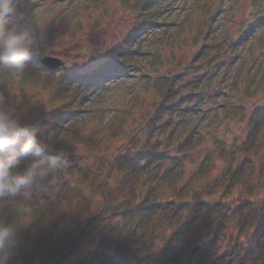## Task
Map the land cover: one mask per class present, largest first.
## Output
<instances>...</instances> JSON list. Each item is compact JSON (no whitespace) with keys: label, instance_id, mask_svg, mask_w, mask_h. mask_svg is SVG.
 <instances>
[{"label":"trees","instance_id":"16d2710c","mask_svg":"<svg viewBox=\"0 0 264 264\" xmlns=\"http://www.w3.org/2000/svg\"><path fill=\"white\" fill-rule=\"evenodd\" d=\"M171 1L127 0L129 15L134 17L130 32L118 46L95 58V64L101 63L89 74L65 67L45 69L37 61L45 52L44 45L38 56L26 62L19 78L0 66V94L23 110L21 122L36 130L37 147L39 141L50 142L65 151L67 160L52 179L51 183H62L46 206L39 204L34 193L18 197L22 199V214L28 211L31 218L9 264H67L77 253L81 238L88 242L90 251L69 264H150L163 242L165 264H264V105L248 115L240 141L213 151L225 161L220 176L208 180L204 175L199 184L195 180L179 186L184 174L181 159L199 144L200 136L195 125L182 139L176 136L177 129L187 114L200 109L202 76L189 80L193 86L185 94L177 87L183 74L177 73L180 78L151 77L142 66L146 54L141 52L145 48L140 39L151 33L149 27H163L159 18ZM260 7L258 12H264V6ZM204 31H199L203 39L196 58L209 46L206 36L211 28ZM57 35L62 37L64 30ZM215 52L225 54L220 49ZM185 70L182 73H188L189 68ZM136 75L157 86L156 98L146 111L138 118L134 111H122L123 117L115 125L112 120L107 126L85 132L84 119L100 114L88 106L89 96L119 77L132 79ZM263 89L258 83L245 93L254 95ZM240 101L246 102L245 97ZM122 138L123 147L112 158L102 157ZM83 146L92 157H101L94 166L73 168ZM55 157L53 151L41 148L37 154L34 149L18 156V167L23 170L40 159L49 164ZM237 191L245 197L232 206L229 199ZM193 206L202 213L172 253L169 246L173 239L164 233L175 235L174 228ZM229 215L235 222L230 244L226 235ZM4 218L10 221L12 217ZM195 247L198 250L193 252Z\"/></svg>","mask_w":264,"mask_h":264},{"label":"rangeland","instance_id":"374dc122","mask_svg":"<svg viewBox=\"0 0 264 264\" xmlns=\"http://www.w3.org/2000/svg\"><path fill=\"white\" fill-rule=\"evenodd\" d=\"M261 4L264 6V0H172L168 10L162 11L159 18L163 27H149L148 32L151 33L140 38L145 48L141 52L146 54L143 57L146 62L142 66L151 77L171 75L180 78L177 73L183 74L182 79L177 81V87L181 94H185L193 86L189 80L196 75L202 76L200 109L187 114L177 129L176 136L182 139L186 131L195 125L200 136L199 144L181 159L184 174L179 186L195 180L199 184L204 175L208 180L220 176L225 161L216 157L213 151L217 146L224 144L227 147L240 141L246 132L248 115L256 106L264 105V89L257 90L254 95L245 93L247 88L253 90L258 83L264 85V17L260 18L264 12H258ZM19 11L26 16L34 15L42 38L47 36L43 40L46 49L41 57L59 58L64 63L62 70L64 67L72 68L82 74H89L97 68L101 62L95 64V58L118 46L130 32L134 21V17L129 15L127 0H29ZM61 28L64 35L58 37ZM208 28H211L206 36L209 46L203 55L196 58L195 51L202 45L203 39L200 33ZM219 49L225 54H217L215 50ZM185 68H189L188 73H182ZM120 78L106 83L89 96L88 106L100 114L84 119L85 132L107 126L112 120V125H115L125 110L134 111L138 118L146 111L148 103L156 98L157 86L152 82L146 83V78L138 75L132 79ZM243 97L246 102L240 101ZM127 120L128 126L132 117H127ZM123 144L122 138L111 152L102 157L112 158ZM83 148L76 163L71 165L73 168L94 166L101 157H92L86 152V147ZM61 183L33 187L28 194H37L39 204L46 206ZM244 197L242 192L237 191L229 203L234 206ZM201 213L193 206L174 228L175 235L172 231L164 233L165 237L173 239L170 252L182 245ZM29 214L28 211L22 214L21 227L30 222ZM233 224V217L229 215L228 244L235 236ZM26 227L19 230V237ZM77 243L78 251L67 264L83 258L90 251L85 239L81 238ZM165 244L160 243L156 248L155 260L150 264H165Z\"/></svg>","mask_w":264,"mask_h":264},{"label":"clouds","instance_id":"9594fccd","mask_svg":"<svg viewBox=\"0 0 264 264\" xmlns=\"http://www.w3.org/2000/svg\"><path fill=\"white\" fill-rule=\"evenodd\" d=\"M29 0H0V66L13 78L23 75L27 61L38 56L43 45L34 15L20 13ZM22 109L9 97L0 94V264H9L20 243L22 199L33 187H46L66 163V153L52 143L39 141L35 129L21 122ZM41 148L53 151L51 163L34 160L23 170L19 169L18 156ZM11 215L6 222L5 216ZM28 225V224H27Z\"/></svg>","mask_w":264,"mask_h":264},{"label":"water","instance_id":"95a60500","mask_svg":"<svg viewBox=\"0 0 264 264\" xmlns=\"http://www.w3.org/2000/svg\"><path fill=\"white\" fill-rule=\"evenodd\" d=\"M40 65H42L47 70H58L64 66L62 60L52 56H44L37 60ZM198 250V247H195L193 251Z\"/></svg>","mask_w":264,"mask_h":264}]
</instances>
